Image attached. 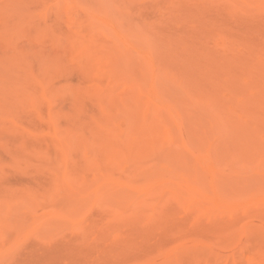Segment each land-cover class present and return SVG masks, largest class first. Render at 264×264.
I'll return each mask as SVG.
<instances>
[{
	"label": "rangeland",
	"instance_id": "374dc122",
	"mask_svg": "<svg viewBox=\"0 0 264 264\" xmlns=\"http://www.w3.org/2000/svg\"><path fill=\"white\" fill-rule=\"evenodd\" d=\"M0 264H264V0H0Z\"/></svg>",
	"mask_w": 264,
	"mask_h": 264
},
{
	"label": "bare ground",
	"instance_id": "6f19581e",
	"mask_svg": "<svg viewBox=\"0 0 264 264\" xmlns=\"http://www.w3.org/2000/svg\"><path fill=\"white\" fill-rule=\"evenodd\" d=\"M142 84V83H141Z\"/></svg>",
	"mask_w": 264,
	"mask_h": 264
}]
</instances>
